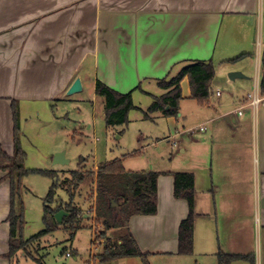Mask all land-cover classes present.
<instances>
[{
    "label": "crops",
    "instance_id": "1",
    "mask_svg": "<svg viewBox=\"0 0 264 264\" xmlns=\"http://www.w3.org/2000/svg\"><path fill=\"white\" fill-rule=\"evenodd\" d=\"M263 29L264 0H0V144L12 156L17 109L64 100L77 78L83 90L92 86L96 93V83L102 82L127 94L146 81L158 85L176 76L189 62L213 59L229 31L245 38L249 30L262 34ZM261 59L259 52L260 71ZM233 72L247 75L241 65L227 71ZM260 81L261 75L253 94L260 93ZM181 88L182 100H194L188 78ZM249 95L236 97L232 110L214 108L204 122L209 129L200 130L208 132V177L199 187L197 172H190L195 177L194 248L197 231H205L217 259L221 247L226 254L245 255L235 247L245 244L251 209L258 211L264 229V107L248 106ZM166 118L175 124L177 117ZM159 173L157 213L133 216L128 228L149 260L188 257L178 254L188 202L174 196L173 173ZM5 174L0 171V179ZM9 211L6 180L0 183V264L19 261L4 256L9 252ZM219 214L228 216L220 217L230 233L225 244Z\"/></svg>",
    "mask_w": 264,
    "mask_h": 264
},
{
    "label": "rangeland",
    "instance_id": "2",
    "mask_svg": "<svg viewBox=\"0 0 264 264\" xmlns=\"http://www.w3.org/2000/svg\"><path fill=\"white\" fill-rule=\"evenodd\" d=\"M242 52L248 54L241 59L239 56ZM259 52L264 54V29L262 34L249 30L245 38L234 30L226 33L220 39L216 55L208 60L216 71L210 90L211 106H200L195 100L183 99L180 116L176 118L175 124L161 116L160 112H150L151 105L163 91L159 85L147 81L133 92V108L128 112L126 124L107 125L105 100L96 95L92 86H87L82 92L62 101L29 104L23 110L19 107L16 111L18 142L25 153V167L32 171L24 179V238H31L45 230V200L57 180L46 175L52 171L58 174V182H61L78 169L88 174L96 173L101 164L121 159L129 171L197 172L198 186L201 187L202 179L210 171V161L209 146L206 145L208 132L202 133L200 129L204 126L209 129V125L204 122L214 112V108L232 110L236 105V97L250 91L251 94L255 92L261 75ZM234 59L236 60L233 62ZM235 65L245 66L247 75L242 73L245 80L237 78L233 82L229 81L227 71ZM217 91H222L224 95L218 98L215 95ZM60 152L66 154L69 164H54V157ZM93 193H96L95 176H90L81 185L74 199V204L82 209L79 216L82 217L83 225L74 237L71 236V230H66L59 224L57 229L33 245L32 253L41 263L19 255V261L16 260L13 264H144L140 258L100 262L98 256L102 254L105 242L102 240L94 244V240L96 235L104 231V227L96 222L91 211L95 206V199L91 198ZM60 200L67 203L69 197L58 188L56 201ZM220 217L228 216L219 214ZM259 219L258 211L251 209L245 244L243 242L235 247L239 252L250 256V259L232 264H264V229ZM219 220L218 230L225 244L230 233L226 223L221 218ZM215 229L217 230V226ZM216 230L212 233L217 236ZM108 236L114 239L116 232L110 231ZM212 246L214 250L221 247L214 237ZM221 248L224 252L227 251L224 247ZM209 250L207 233L203 231L201 234L199 229L192 256H159L151 258L149 262L218 264L217 257ZM68 252L71 253L70 257L66 256Z\"/></svg>",
    "mask_w": 264,
    "mask_h": 264
},
{
    "label": "trees",
    "instance_id": "3",
    "mask_svg": "<svg viewBox=\"0 0 264 264\" xmlns=\"http://www.w3.org/2000/svg\"><path fill=\"white\" fill-rule=\"evenodd\" d=\"M216 77V71L211 61H192L187 63L176 76L158 82L165 94L155 99L150 112H161L165 117H178L182 100L181 84L185 78L190 83L192 99L200 106L209 104L211 84ZM140 88V87H138ZM260 92L264 94V54L261 59ZM96 95L105 100L106 123L108 126L126 124L128 112L133 108V92L121 94L102 82L96 83ZM15 149L12 156L8 155L0 144V171L5 172L0 183L8 180L10 183V211L7 222L10 225L9 252L4 255L8 260L18 258L24 254L26 259L41 263L32 251L38 240L63 225L71 230L74 237L76 231L83 227L79 215L82 209L74 204V199L81 185L88 177L95 176L96 193L91 195L95 199L92 208L95 220L104 227L100 235H96L94 244L104 240V249L98 256L101 263L127 258H140L144 264H150L149 254L141 252L134 236L128 228V223L136 215H155L158 211V179L160 173L146 171H128L121 159L105 162L100 165L96 173H86L78 169L71 173V177L58 182L55 171L47 173L51 178H57L51 192L45 200L44 225L41 233L25 239L24 201L23 195L25 177L30 170L25 167V153L18 142V124L16 113ZM42 172V171H36ZM43 173V172H42ZM45 174V173H44ZM174 196L185 199L189 205V216L181 222L179 229L178 254L190 256L194 253V204L195 177L192 173H173ZM60 188L67 193L69 202L56 201V191ZM55 205V206H54ZM64 210L68 216L58 223L55 215ZM115 231L116 238L108 236V232ZM219 264H232L235 261L249 260L250 256L230 255L223 251L218 254Z\"/></svg>",
    "mask_w": 264,
    "mask_h": 264
},
{
    "label": "water",
    "instance_id": "4",
    "mask_svg": "<svg viewBox=\"0 0 264 264\" xmlns=\"http://www.w3.org/2000/svg\"><path fill=\"white\" fill-rule=\"evenodd\" d=\"M244 75L240 72H233L229 74V79L234 80L236 78H242ZM83 91V85L80 78H77L75 82L72 84V86L67 91V96H71L77 93H80ZM69 160L66 159V154L64 152L57 153L54 157V164L57 165H66L69 164ZM68 216V213H66L64 210L59 211L56 213L55 218L58 223H61L63 218Z\"/></svg>",
    "mask_w": 264,
    "mask_h": 264
},
{
    "label": "built area",
    "instance_id": "5",
    "mask_svg": "<svg viewBox=\"0 0 264 264\" xmlns=\"http://www.w3.org/2000/svg\"><path fill=\"white\" fill-rule=\"evenodd\" d=\"M218 95H220V93H218ZM247 102H248V106H251L255 110H257L260 106L264 107V94H261V92L251 94L249 95ZM238 113L239 115H243V108L238 110ZM200 130L204 131L205 127H202ZM66 256L70 257L71 253L70 252L66 253Z\"/></svg>",
    "mask_w": 264,
    "mask_h": 264
}]
</instances>
